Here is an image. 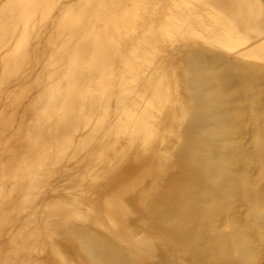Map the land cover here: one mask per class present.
Returning <instances> with one entry per match:
<instances>
[{
  "label": "bare ground",
  "instance_id": "bare-ground-1",
  "mask_svg": "<svg viewBox=\"0 0 264 264\" xmlns=\"http://www.w3.org/2000/svg\"><path fill=\"white\" fill-rule=\"evenodd\" d=\"M0 264H264V0H0Z\"/></svg>",
  "mask_w": 264,
  "mask_h": 264
}]
</instances>
